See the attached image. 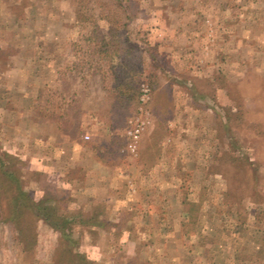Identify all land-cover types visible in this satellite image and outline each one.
Returning a JSON list of instances; mask_svg holds the SVG:
<instances>
[{"label": "rangeland", "instance_id": "1", "mask_svg": "<svg viewBox=\"0 0 264 264\" xmlns=\"http://www.w3.org/2000/svg\"><path fill=\"white\" fill-rule=\"evenodd\" d=\"M0 156V264H264V0H0Z\"/></svg>", "mask_w": 264, "mask_h": 264}, {"label": "trees", "instance_id": "2", "mask_svg": "<svg viewBox=\"0 0 264 264\" xmlns=\"http://www.w3.org/2000/svg\"><path fill=\"white\" fill-rule=\"evenodd\" d=\"M0 164V172L3 175L5 183L7 181L9 187H14L10 196L8 214L3 217L1 222L2 224L11 225L14 230H16L19 241L25 246L24 251L36 246V233L30 229L29 223L27 222L28 218L41 220L49 225L53 231L57 232L59 234V239L61 240L60 245L62 249L66 250L64 245L65 242L69 243L71 246H76L77 240L74 239L70 233L66 232L68 224H70L69 220L65 217L58 216L57 210L48 205L53 200L48 197L41 200L35 199L29 192L22 188L19 176L13 171L4 170L1 167L4 164L1 156ZM82 218L83 217L79 216V225L95 226L99 223L94 217H91L90 219ZM26 246H30V248H27ZM80 256L81 255H79V258H81ZM82 262L85 264L83 258L81 263Z\"/></svg>", "mask_w": 264, "mask_h": 264}, {"label": "built area", "instance_id": "3", "mask_svg": "<svg viewBox=\"0 0 264 264\" xmlns=\"http://www.w3.org/2000/svg\"><path fill=\"white\" fill-rule=\"evenodd\" d=\"M143 93H144V97L142 98V100L144 101L147 97L148 90L146 89L143 90ZM143 129H144L143 124L136 123L134 126H132V128H130L127 131V135L129 137L136 138L143 131Z\"/></svg>", "mask_w": 264, "mask_h": 264}]
</instances>
